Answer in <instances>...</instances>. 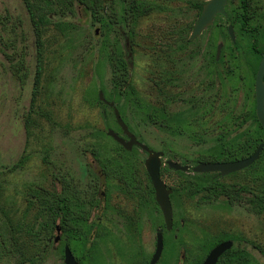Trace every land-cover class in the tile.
I'll return each mask as SVG.
<instances>
[{
	"label": "rangeland",
	"instance_id": "1",
	"mask_svg": "<svg viewBox=\"0 0 264 264\" xmlns=\"http://www.w3.org/2000/svg\"><path fill=\"white\" fill-rule=\"evenodd\" d=\"M140 1L152 6V12L130 28L120 23L124 0H100L104 19L99 21L77 0H45L50 23L42 30L43 63L35 86V39L25 5L22 0H0V15L8 11L15 23L5 30L0 24L1 232L21 248L24 264H63L65 246L79 264H125L114 243L94 236L93 222L100 211L91 207L94 200L90 203L97 176L103 173L101 164L121 165L118 171L128 185L104 174L99 188L105 195L100 204L104 201L115 209L102 214L103 225L121 242L128 232L125 221L138 204L134 186L143 183L152 195L144 170L146 154L137 148L122 151L106 134L111 129L125 139L114 118L116 108L141 143L164 153L160 173L171 190L172 228L165 229L151 201L140 214L147 242L154 236L151 222L160 217V264H202L223 241L233 242L232 249L245 256V264H264V210L255 212L252 205L260 195L263 161L216 178L215 173L191 170L199 160L228 162L205 160L219 157L223 149L235 150L242 135L253 128L248 115L253 96L245 94L247 87L238 78L242 75L251 83L250 71L242 69L264 52V0H250L246 31L238 21L216 17L193 40L189 37L200 14L190 0ZM240 3L228 0L227 12L238 10ZM18 21L22 26L16 31L22 33L17 45L26 47L30 71L24 85L2 51L3 40H16L14 29L8 30ZM229 25L234 46L227 35ZM118 26L131 37L127 64L134 93L117 94L113 87L109 54L123 49L115 40ZM218 45L220 56L215 60ZM99 92L112 108L98 103ZM146 112L160 119V127ZM167 160L191 169L176 173ZM64 180L80 193L81 231L63 232L59 215V231L46 235L40 229L43 215L35 188L55 194L65 186ZM228 257L232 259L226 256L219 264H232ZM0 264L19 263L0 254Z\"/></svg>",
	"mask_w": 264,
	"mask_h": 264
},
{
	"label": "trees",
	"instance_id": "2",
	"mask_svg": "<svg viewBox=\"0 0 264 264\" xmlns=\"http://www.w3.org/2000/svg\"><path fill=\"white\" fill-rule=\"evenodd\" d=\"M25 5V10L27 12L29 26L31 28L32 34H34V57H35V75H34V84L35 86L38 83V76L40 74L42 63H43V47L41 42L42 30L47 27L50 23L48 16L46 15V3L45 0H22ZM190 5L192 8L201 13L203 4L205 0H190ZM77 2L85 7L86 10L90 11L92 17L96 20H103V13H100V0H77ZM250 0H241L240 7L238 10L232 9L229 13L226 10L227 18H229L231 23L233 21L239 22V28L241 31H246L247 28V17H248V7ZM240 10V12H238ZM152 12V6L145 4L140 0H124V5L122 7V14L120 18L122 21L121 24H129L130 28L135 27L136 21ZM237 12V13H236ZM235 14V16H234ZM105 22V21H104ZM19 25L15 27L9 28L8 31L13 30L16 34V40H12L8 44V39L3 40V52L4 56L7 58L11 71L14 76L20 82L21 85H24L30 76V71L26 64V49L25 46L19 48L17 45L18 38L21 36V29L17 32L18 26H22L21 21H18ZM21 23V25H20ZM0 24L3 26V30L7 29V27L11 24L14 25V17L8 11L5 12L4 16L0 15ZM104 26H108L107 22L104 23ZM12 32V31H11ZM131 37L129 33H125L122 27L118 26L115 30V40L117 43L123 44L122 50L118 53L117 50H114L113 53L109 54V60L112 62L113 68V87L116 90L117 94H124L127 90L131 91V93L135 92L134 87L132 86L129 77V69L127 60L129 61V51L127 44L129 43ZM190 43V41L188 40ZM16 44V45H15ZM264 50V49H263ZM256 60L259 61L261 54L257 53ZM223 55V54H222ZM160 77V75H159ZM160 81V78H158ZM159 88V87H158ZM98 103L101 105H106L103 102L98 100ZM163 107L159 108L163 111ZM248 115L251 119V123L253 125L252 129H248L243 135L242 139L239 140L236 144L235 150H231L229 148L223 149L220 153L219 157H214L210 160L205 161H231L236 159H241L246 156L251 155L255 149L263 144V149L261 151L259 160L255 163H261L263 161L264 164V132L260 124L258 123L253 107L249 109ZM146 117L150 122L154 124H158L160 127V119L157 118L155 114L151 112H146ZM28 123V121H27ZM118 126V125H117ZM129 129V128H128ZM121 131V129L119 128ZM130 130V129H129ZM131 131V130H130ZM132 132V131H131ZM115 142V141H114ZM118 149L125 151L119 144L115 142ZM135 148V147H134ZM204 161V160H203ZM202 160H199L195 163H201ZM21 161L18 163L20 166ZM254 164V165H255ZM185 165V163H183ZM252 167V166H251ZM122 168L121 165H110L107 163L101 164V169L106 176L115 177L119 183L128 185L127 179H125L124 175L119 173V169ZM250 168V167H249ZM176 173H183L181 171H177ZM161 176V173H160ZM219 177V174H216L214 178ZM65 183V180L62 181ZM151 189V187H150ZM38 205L41 209L43 220L41 223V231L46 235L51 234L55 230V222L56 218L60 215V224L63 232L70 233L78 231L80 232L79 219L84 215V211L82 208V204L80 202L79 191L72 187L68 182L65 183L62 190L55 194L49 193L47 191H43L41 188H35ZM256 201L252 204L255 212H261L264 210V175L262 178V186L260 188V195H255ZM171 199V196H170ZM94 200V190H92V195L90 197V203ZM4 221V220H3ZM9 222L11 224L10 219L5 217V222ZM10 236L8 239L1 232L0 228V254H5L7 257H14L19 264L25 263V258L23 253L21 252V248L16 246ZM225 239V238H224ZM223 238L219 240H224ZM237 240V239H234ZM205 250H207L205 248ZM232 256L230 259L232 264H245V256L241 253H236V250L231 248L226 251L218 260L216 264H219L220 261L226 257ZM199 264V263H198Z\"/></svg>",
	"mask_w": 264,
	"mask_h": 264
},
{
	"label": "water",
	"instance_id": "3",
	"mask_svg": "<svg viewBox=\"0 0 264 264\" xmlns=\"http://www.w3.org/2000/svg\"><path fill=\"white\" fill-rule=\"evenodd\" d=\"M227 0H208L202 7L200 16L196 21L189 39L193 40L198 37L205 29L212 25L215 16L222 15L225 16V6ZM228 34L232 41H234V35L232 32V27H228ZM221 45H218L216 52V59H218L220 54ZM254 91H255V114L256 118L263 129L264 132V52L262 54L261 60L259 62L254 82ZM99 101L106 103L102 93L99 92ZM113 107L112 103H109ZM113 114L115 121L118 127L121 129L122 134L125 136V139L116 134L113 130L108 129L106 134L117 144H119L125 151H131L133 147L137 146L141 151L147 154V158L144 161V166L147 172V175L150 179L152 188L155 192V200L160 209V212L163 217L164 227L167 231L172 228L173 225V211L170 201L171 190L167 187L166 183L160 177V167L162 165L161 158L164 156L162 151H153L147 145L138 141L136 136L128 129V127L122 121L119 111L116 108H113ZM263 144L259 145L256 151L248 158L240 159L236 161L228 162H215V163H199L196 164L192 171L194 173H218L220 176H226L243 169L248 168L254 162L259 159L260 153L262 151ZM167 167L174 171L187 172L189 166L181 165L179 163L167 160L165 162ZM56 231H59V227L56 226ZM58 237L55 239L57 240ZM232 241H223L216 246H214L202 264H216L219 258L228 250L232 248ZM163 249V238L162 233L158 235L157 248L152 260V263L158 258L159 254L161 255ZM63 262L64 264H79L73 257L70 249L65 246L63 252Z\"/></svg>",
	"mask_w": 264,
	"mask_h": 264
},
{
	"label": "flooded vegetation",
	"instance_id": "4",
	"mask_svg": "<svg viewBox=\"0 0 264 264\" xmlns=\"http://www.w3.org/2000/svg\"><path fill=\"white\" fill-rule=\"evenodd\" d=\"M227 3H228V0H227ZM226 6H227V4H226ZM226 6L224 8L225 16L217 15V16H215V18L216 17H222V18H226L227 17ZM228 27H227V35L229 36ZM229 39H230L232 45L234 46L236 44V40L232 41L230 37H229ZM216 52H217V50H216ZM262 54H261V57H262ZM219 56H220V54H219ZM261 57H260L258 62H257L256 59L254 60L252 58L247 63L248 66H246L245 68L242 69V71L245 70V69H248L250 71L251 78H252L251 83H247L245 81V78L242 75L238 78V79H241L244 82V86L247 87L245 89V94H251L253 96V99H252V105L253 106L252 107L254 109V113H255L254 82H255L256 71H257L259 62L261 60ZM214 59L217 60L216 59V53L214 55ZM250 86H253V89H251ZM106 105L108 107L112 108L109 104H106ZM255 117H256V114H255ZM135 148L139 149L137 146H135ZM256 149H255V151H256ZM143 153H145V152H143ZM251 155L246 156V157L241 158V159L248 158ZM146 156H147V154H146ZM256 162H254L251 166H253ZM251 166H249V167H251ZM190 169L191 168H189L188 171H190ZM144 170H145V173H146V177H147V179H148V181L150 183V187H151V190H152V195L150 196L149 193H147V189H145V186H144L143 183H140V187H138L137 185L134 186L133 195L137 198L138 204L135 206V210L134 209L131 210L132 211L131 213H134V214H132L131 217L127 218L128 220L125 221V228L128 230L127 236L124 239L125 241L119 242V239L115 235H113V233L110 230V228H108L105 225H103V222H102V214L103 213L107 214L108 212H115V209L113 207L108 206L106 202L103 201L100 204L101 200H104V197H105L104 192L99 191V188L101 186V181L102 180L103 181L106 180V177H104V173L99 174L97 176V179L99 181H97L94 184V186H93V188L96 190V193L94 194V202L92 204L93 206H91V207L93 209H99V211H100L99 215L97 216L96 221L93 222L94 224H93V229L92 230L94 232V236L96 238H99L100 241H101V239L105 238V240H109L112 243H114V245L116 246V247H114V249L118 248L116 251L117 252L120 251V254H123L125 264H160V254H159L158 258L155 260V262L152 263V260H153V257H154V254H155V251H156V248H157L158 235H160V217H157L154 221L151 222V227L154 229V236H153V240L151 242H147L145 240L143 226H142V222H141L142 219L140 217V214L143 211V209L147 205L150 204L149 201H151V202H153L155 204L156 208L158 209V211L160 213V209H159V207H158V205L156 203V200H155V192H154V190L152 188V185H151L150 179H149V177L147 175L146 169H144ZM159 173H160V170H159ZM215 174H218V173H215ZM170 196H171V194H170ZM170 201H171V199H170ZM107 223H109V226L111 225V222H107ZM55 230H56V226H55ZM99 243L100 242H98L97 244L99 245ZM124 243H126V244H124ZM123 245H125V246H123ZM63 264H64V262H63Z\"/></svg>",
	"mask_w": 264,
	"mask_h": 264
}]
</instances>
